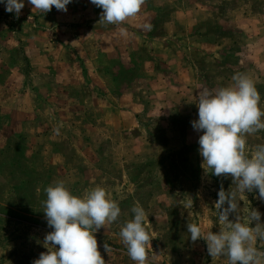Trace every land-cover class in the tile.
<instances>
[{
    "label": "rangeland",
    "instance_id": "rangeland-1",
    "mask_svg": "<svg viewBox=\"0 0 264 264\" xmlns=\"http://www.w3.org/2000/svg\"><path fill=\"white\" fill-rule=\"evenodd\" d=\"M24 3L18 18L0 3V264H32L47 251L44 238L52 229L42 201L58 180L77 196L102 186L121 208L117 221L95 233L106 264H135L119 231L137 204L146 211L154 264H228L224 257L212 260L206 242H192L187 233L188 223L218 232V192L235 190L230 176L205 173L198 152L203 133L191 121L198 119V89L227 86L237 72L255 81L264 109V0H146L139 12L146 16L117 25L99 22L102 9L91 0L47 14ZM144 31L140 57L157 81L149 90L140 71V86L126 89L125 57L100 52L124 48L125 35ZM117 68L120 78L112 75ZM167 73L172 85L157 77ZM143 109L150 114L134 120ZM258 144L264 130L247 137V151ZM237 199L242 221L254 208L264 223L257 191ZM255 246L264 250V241Z\"/></svg>",
    "mask_w": 264,
    "mask_h": 264
},
{
    "label": "clouds",
    "instance_id": "clouds-1",
    "mask_svg": "<svg viewBox=\"0 0 264 264\" xmlns=\"http://www.w3.org/2000/svg\"><path fill=\"white\" fill-rule=\"evenodd\" d=\"M72 0H28L33 10L47 14L55 7L67 12ZM5 10L18 18L25 7L24 0H0ZM102 9L99 22L117 25L139 14L146 0H91ZM151 30V24L143 26ZM231 83L222 87H201L196 95L198 119L192 127L203 134L199 136V155L206 174L232 178L235 190L225 191L221 186L215 207L222 225L218 232H203L196 223L187 224L192 242L204 240L208 255L215 260L224 257L228 264H264V250L255 246L264 241V223L261 213L252 208L246 220H241L238 193L258 192L264 201V144L256 145L250 153L246 149L247 137L264 130V109L255 81L245 73L237 72ZM60 134L59 128L54 130ZM42 208L47 225L52 231L44 238L46 252H41L32 264H106L98 248L95 233L107 224L118 220L121 208L109 197L107 190L96 186L77 196L58 180L45 189ZM192 201L188 202V206ZM227 205V207H225ZM133 218L124 222L119 237L135 264H154L149 257L150 234L144 221L146 211L140 205L131 208ZM235 214V220H230ZM109 253L111 246L103 245Z\"/></svg>",
    "mask_w": 264,
    "mask_h": 264
},
{
    "label": "crops",
    "instance_id": "crops-1",
    "mask_svg": "<svg viewBox=\"0 0 264 264\" xmlns=\"http://www.w3.org/2000/svg\"><path fill=\"white\" fill-rule=\"evenodd\" d=\"M145 5H143L142 7H144ZM159 7L161 6V4H159L158 5ZM165 7H171V8H173V7H177V4H173V5H167V6H165ZM161 10V9H160ZM141 12V11H140ZM144 12H147V10H144ZM141 14V13H140ZM140 14H138V17L140 16ZM176 15H177V13H176ZM144 16H146V13H144V15H142V16H140V17H144ZM158 17V16H157ZM176 17V16H175ZM156 20V19H155ZM155 20L153 21H151V23L153 24V23H155ZM171 20H172V18H171ZM175 20V19H174ZM207 21H209V19L207 20ZM150 23V24H151ZM151 24V25H152ZM169 25V24H168ZM168 25H165L166 26V29H168ZM191 29V28H190ZM167 31V33H168V30H166ZM147 34H148V31H144V32H139V33H130V34H128V35H125L124 36V38H126L127 37V39H128V45H126L124 48H119V47H112V46H110L109 48H108V50H102V52H100V53H102V54H104V55H107V54H110V53H113V52H115L117 55L118 54H122L124 57H125V59H126V62H127V64H126V66H125V64L124 63H122L123 65H124V67H123V69H125V72L126 73H128V74H130L131 75V77H130V80L128 79V81H127V83H126V85H125V87H126V89L128 88V89H131V88H134V87H138V86H140V84H141V81L140 80H144V79H142L143 78V76H141V75H139V74H137V72H140V71H143L144 73H145V76L148 78H145V80H147L148 82V84L150 85V88H149V90H151V91H153V89H152V85H154V84H156V79H155V76H154V74H153V72L152 73H149V69H147V68H144L146 65L144 64V62L142 61V59H141V57H140V55H141V53L142 52H144V45H143V43H144V39H146L147 38ZM169 34V33H168ZM170 38H173V35H170L169 36ZM163 38V37H162ZM158 40V39H157ZM160 41H162V43H165V50L164 51H169L168 52V55H174L175 53L173 52V50L168 46V43H167V41H168V39L167 38H163L162 40H160ZM159 50V49H158ZM163 50V49H162ZM192 49H187V52L189 53V51H191ZM172 51V52H171ZM194 51V50H193ZM201 53L202 54H204V52H202L201 51ZM149 54L150 55H152V56H156V53H155V50L153 49H151V50H149ZM98 55V54H97ZM211 56H212V54H210ZM216 57V56H215ZM218 58H220L219 57V55H218ZM191 61V63L189 62V61H187L186 62V64H188V65H190V68L192 67V66H194L195 67V64H194V62L192 61V60H190ZM219 63H220V61H219ZM167 70H168V68H166ZM170 70V69H169ZM123 70L122 69H118L117 68V72H113L112 73V75H113V77L114 78H120L121 76L119 75V73L120 72H122ZM136 74V75H135ZM169 74L170 73H167L166 75H159V76H157L160 80H162V79H170V81L168 82V84L169 85H172V77L171 78H169ZM150 75V76H149ZM85 84V81L84 80H82V81H78V85H84ZM100 85V84H99ZM92 86H94V84H92L91 85V88H92ZM97 97V95L96 96H94V93H93V95H91V98H96ZM131 97V96H130ZM150 101H152V100H150ZM159 101H160V99H159ZM152 104L153 105H155L156 104V102H153L152 101ZM143 106V105H142ZM144 108H145V106H144ZM158 109L160 110V109H162V107L161 106H159L158 107ZM121 112V114L122 115H125V114H130V112H127V111H120ZM106 114V113H105ZM148 114H150V113H147L146 112V109L144 110L143 109V111L141 112V113H137V114H135V116H134V120L135 119H144V117H147V115ZM107 115H108V117H112V115H110V112H107ZM137 145V144H136Z\"/></svg>",
    "mask_w": 264,
    "mask_h": 264
}]
</instances>
